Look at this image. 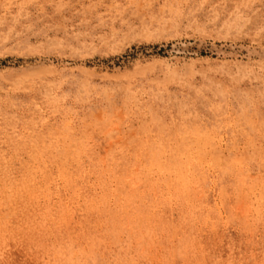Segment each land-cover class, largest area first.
Masks as SVG:
<instances>
[{
	"label": "rangeland",
	"instance_id": "obj_1",
	"mask_svg": "<svg viewBox=\"0 0 264 264\" xmlns=\"http://www.w3.org/2000/svg\"><path fill=\"white\" fill-rule=\"evenodd\" d=\"M0 217V264H264V0H0Z\"/></svg>",
	"mask_w": 264,
	"mask_h": 264
},
{
	"label": "bare ground",
	"instance_id": "obj_2",
	"mask_svg": "<svg viewBox=\"0 0 264 264\" xmlns=\"http://www.w3.org/2000/svg\"><path fill=\"white\" fill-rule=\"evenodd\" d=\"M108 130V129H107ZM104 133V132H103ZM31 148V147H30ZM52 149V148H51ZM53 150V149H52ZM69 151V150H68ZM51 154V153H50ZM50 156V155H49ZM154 156V155H153ZM51 158V157H50ZM43 159V158H42ZM76 160V159H75ZM4 161V160H3ZM5 162V161H4ZM154 162H155V160H154ZM45 164V163H44ZM29 165V164H28ZM161 165V164H160ZM165 165V164H164ZM168 165H169V163H168ZM167 165V166H168ZM172 166V165H171ZM175 165H173V167H174ZM44 167V166H43ZM159 170H161V168L159 169ZM164 170V169H163ZM168 171H170V169L168 170ZM144 172V171H143ZM34 174V173H33ZM125 174V173H124ZM179 176V175H178ZM28 178V177H27ZM162 178V177H161ZM177 178V177H176ZM126 180V179H125ZM178 180V179H177ZM49 182V181H48ZM195 185V184H194ZM202 185V184H201ZM246 186V185H245ZM116 187V186H115ZM129 187V186H128ZM132 187V186H131ZM157 187V186H156ZM120 188V187H119ZM201 188V187H200ZM42 189V188H41ZM124 189H126V188H124ZM134 190V189H133ZM12 191V190H11ZM8 192V191H7ZM144 194V193H143ZM139 195V194H138ZM30 196V195H29ZM155 197V196H154ZM243 198V197H242ZM142 199V198H141ZM140 200V199H139ZM6 201V200H5ZM137 202V201H136ZM197 202V201H196ZM155 206V205H154ZM119 207V206H118ZM193 208V207H192ZM7 212V211H6ZM42 215V214H41ZM1 218V217H0ZM4 220V219H3ZM1 225V224H0ZM1 226H3V225H1ZM150 227V226H149ZM74 246V245H73Z\"/></svg>",
	"mask_w": 264,
	"mask_h": 264
}]
</instances>
